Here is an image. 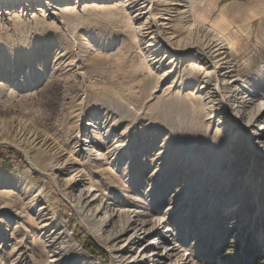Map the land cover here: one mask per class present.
<instances>
[{
	"label": "bare ground",
	"instance_id": "6f19581e",
	"mask_svg": "<svg viewBox=\"0 0 264 264\" xmlns=\"http://www.w3.org/2000/svg\"><path fill=\"white\" fill-rule=\"evenodd\" d=\"M246 3L247 0H0V33L12 43L6 51L11 52L10 56L2 57L5 60L0 86L10 80L19 88L31 86L48 70L55 77L68 74L84 85L86 62L83 57L93 51L89 39L78 34V52L60 46L57 41L52 42L56 50L53 58L35 60L30 57L32 37L29 28L34 19L39 20L42 28L49 21L63 28V15L76 11H119L131 24V35L123 37L132 44L143 65L152 71L150 76L141 79L140 95L152 93L153 97L163 85L169 95L176 94L183 99L190 93L195 95V104L188 117L193 128L210 127L214 123L219 126L222 143L214 140L212 145L220 148L218 156L224 153V166L238 163L241 153L250 157L246 172L227 170L225 173V169H221L220 186L229 179L235 182L226 197L220 199L222 211L229 214L254 204L259 209L257 215L264 205V187L261 189L264 184V38L258 45L260 50L244 55L241 34L244 31L243 15L248 9ZM205 11L211 14L214 22L208 21ZM247 20L250 25L258 20L264 23V15H249ZM20 25L23 30L19 33ZM86 30L83 29L84 33L90 37ZM117 33L114 28L107 31L103 28L99 34L112 39ZM8 57L19 60L14 63L16 68L12 75L10 66L7 67ZM256 59L261 63L252 69ZM25 67L28 70L24 73ZM90 92L86 91L87 98ZM134 109L133 106L120 110L117 101L109 96L100 97L99 103L96 100L84 111V115L100 113V117H92L84 125L80 120L81 130L84 128L87 133L85 138H81L78 130L65 142L39 129L26 117L10 115L0 118V145L21 152L32 172L51 181L58 195L73 207L87 233L107 252L111 264H193L189 254L182 253L180 239L181 230L188 228V221L182 222L179 228L171 227L169 216H155L147 205L137 206L136 203L134 208L129 203L122 205V199L115 193L106 195L102 189L113 191L122 187L124 190L126 177L131 189L137 190L130 180L136 157L128 145L140 140L141 132L137 130L130 134L129 128L118 131V124H115L124 120L121 112ZM112 115L118 119L110 124ZM100 123L105 126L101 127ZM104 128L108 133L101 132ZM110 135H114L113 140L108 139ZM96 147L106 150L100 152ZM192 155L198 157L196 153ZM162 157L168 158L166 147L157 151L156 159ZM123 162L127 168L122 167ZM258 164L262 169L255 179L251 173L259 169ZM113 166L122 167L121 172H115ZM168 175H159L150 193L163 190L168 194L169 187H165ZM251 189L253 194H249ZM126 197L143 203L132 193ZM22 199L26 209L33 213V230L36 227L45 229L48 224L40 223L50 217L47 216L49 199L43 190H27ZM170 199L180 200L179 192L172 193ZM0 212L17 219L24 216L23 210L3 200H0ZM20 226L23 237H29L32 227ZM155 233L158 236L152 238ZM43 240L49 253V264H62L56 236L46 235Z\"/></svg>",
	"mask_w": 264,
	"mask_h": 264
},
{
	"label": "rangeland",
	"instance_id": "374dc122",
	"mask_svg": "<svg viewBox=\"0 0 264 264\" xmlns=\"http://www.w3.org/2000/svg\"><path fill=\"white\" fill-rule=\"evenodd\" d=\"M246 4L248 9L243 15L244 31L241 34L245 56L253 50H260L258 45L264 38V23L258 20L250 25L247 20L253 14L263 17L264 0H247ZM205 13L208 21L214 22L211 14L207 11ZM231 13L235 14V11ZM62 19L65 28L58 27L52 21L42 28L39 20H33L29 28L30 40L33 41L29 42L30 57L35 60H51L56 51L52 43L55 41L60 46L78 52V34L89 39L93 51L83 57L86 62L84 85L68 74L55 77L50 70L31 86L19 88L10 80L0 86V118L10 115L26 117L39 129L65 142L78 130L81 138H85L87 133L84 128L81 130L80 120H83L84 125L92 117H100V113L84 115V111L93 102L97 100L99 103L100 97L109 96L117 101L120 110L134 106V110L121 112L124 120L115 124H118V131L129 128L130 134L137 130L141 132L140 140L132 137V140L137 141H131L128 145L136 157L131 166L133 171L130 180L136 184L134 188L137 190L131 189L125 177L124 190L120 187L110 191L103 187L106 195L113 192L122 199V205L129 203L133 208L136 203L137 206L147 205L155 216H169L171 227L179 228L182 222L188 221V228L181 230L180 239L182 253L189 254L193 264H264V205L257 215L259 209L254 204L246 208L242 206L236 212L227 214L222 211L219 203L235 185L229 179L224 186H220L218 180L221 169H225V173L227 170L246 172L249 155L241 153L238 163L224 166V153L218 156L220 148L212 145L214 140L222 143L219 126L214 123L210 127L193 128L188 117L196 100L192 93L183 99L176 94H167V88L163 85L161 90L153 93V97L152 93L140 95L138 87L141 79L150 76L152 71L143 65L132 44L123 37L131 35V24L119 11L87 9L84 12L64 14ZM103 28L106 31L114 28L118 33L114 38L107 39L99 34ZM83 29L89 31L91 39ZM22 30L23 25H20L19 33ZM5 38L0 33V73L4 69L5 59L2 57L11 54L6 51L12 43L8 37ZM8 59L7 67L10 66L11 74L19 60ZM260 63V59H256V66H252V69ZM23 70L25 73L28 69L25 67ZM90 90L87 98L86 91ZM115 119L118 116L112 115L109 123ZM260 123L257 122L255 126ZM101 132L108 133L106 128ZM108 139L113 140L114 135ZM165 147L168 158L156 159L157 151ZM95 149L100 152L106 150L100 147ZM20 153L13 147L0 145V200L20 208L24 215L22 219H17L6 212H0V264H49V253L43 246L46 235L56 236V247L62 264H111L107 252L80 224L70 203L58 195L49 179L32 172ZM193 153L198 157L194 158ZM122 164V167L127 168L126 163ZM261 164H258L259 169L252 171L251 177H257L262 169ZM122 167L113 166V169L120 173ZM164 173L169 174L165 185L169 187V193L163 190L150 193L151 186L157 183L156 178ZM263 187L264 184L261 189ZM40 188L49 199L47 216L50 219L40 223L48 224L45 229L39 230L36 227L33 230V213L26 209L22 196L27 190ZM175 191L179 192L180 200L170 199ZM129 193L142 199L143 203L126 197ZM249 194H253L252 189ZM177 202L180 203L177 205ZM187 207L189 210L186 211ZM20 224L32 227L29 237H23ZM157 236L158 233H155L152 238Z\"/></svg>",
	"mask_w": 264,
	"mask_h": 264
}]
</instances>
